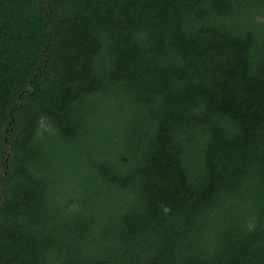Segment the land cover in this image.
<instances>
[{
  "label": "trees",
  "instance_id": "obj_1",
  "mask_svg": "<svg viewBox=\"0 0 264 264\" xmlns=\"http://www.w3.org/2000/svg\"><path fill=\"white\" fill-rule=\"evenodd\" d=\"M0 264H264V0H0Z\"/></svg>",
  "mask_w": 264,
  "mask_h": 264
}]
</instances>
